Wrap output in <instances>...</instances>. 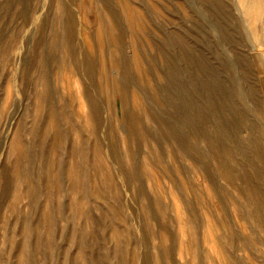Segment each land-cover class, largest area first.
<instances>
[{
	"label": "rangeland",
	"instance_id": "374dc122",
	"mask_svg": "<svg viewBox=\"0 0 264 264\" xmlns=\"http://www.w3.org/2000/svg\"><path fill=\"white\" fill-rule=\"evenodd\" d=\"M123 1L122 47L111 39L98 47L96 14L104 1L67 3L76 22L73 57L64 67L45 66L54 99L44 106L33 96L41 90L35 68L51 29L41 30V43L37 38L42 21L57 13V0H0V264H264V164L235 144L249 140V131L237 120L233 138H221L233 148L229 168L238 171L229 181L215 170L218 157L190 130L185 104L188 98L204 103L188 58L230 68V84L239 54L252 61L264 102V0ZM97 48L106 51L110 76L102 92L96 79L74 75ZM166 60L180 71L179 83L171 81V107L160 91ZM83 87L95 92L98 110L89 94L78 92ZM166 124L201 156L175 149ZM72 163L82 185H72ZM244 182L263 196L259 203L244 192ZM220 234L228 236L215 243ZM39 238L50 241V251L37 248Z\"/></svg>",
	"mask_w": 264,
	"mask_h": 264
},
{
	"label": "bare ground",
	"instance_id": "6f19581e",
	"mask_svg": "<svg viewBox=\"0 0 264 264\" xmlns=\"http://www.w3.org/2000/svg\"><path fill=\"white\" fill-rule=\"evenodd\" d=\"M74 1L76 0H57V3H58L57 13L49 14L39 26V35L37 38L38 44L41 43L42 41L41 30L45 29L46 27H49L51 29L50 37L47 39V44H46L47 47H45V50L39 51L38 57H37L36 68H35V72H37L38 79L41 82V90H38V91L34 90L35 92H33L34 94L33 96L37 99V101L40 104L44 106L46 105L50 106L51 99L52 98L54 99L53 94L49 90V80H48L49 78H48V72L45 70V66L54 62L55 66H59L61 63L64 67L65 63L71 62V59L73 57L72 44H73V41L76 35V22H75V17L72 11L68 8L67 3L68 2L74 3ZM102 1H104L105 4L102 6V8L98 10V13L96 14V23H97L96 28L98 27L97 29L98 47H102V45L106 44V42H108L109 39L118 41L119 46L117 47H122V33L124 31L123 20H125V17H126L123 13L124 11H122L124 9V8L122 9V5L124 7V1L123 0H102ZM79 29H77V31ZM91 45L89 47H94ZM88 49L87 51H89ZM77 56H79V54H77ZM90 56H91V51H90ZM184 56H186L185 53H184ZM105 57H106V51L101 50V48H97V50H94V53H92L90 61H87L84 58L81 59V63H82L81 67L78 69L76 68L74 75H79L82 72L83 75L87 79L91 81H94V79H96L97 80L96 91L99 90L100 92H102L104 88L107 86L108 81H110V76L108 74V67H107ZM185 58L187 59V56ZM65 59H66V62H65ZM188 59H189L190 64L193 65L196 71V74L193 78L192 83L193 85H196V86L198 84V86L200 87V89L198 90L203 95L202 99L204 100V103L200 101L198 102L197 100H195V98H192V99L188 98V100L185 103L187 104V108L189 110L188 117H186L187 118L186 122L188 126L190 127V130L194 133V135L199 137L211 149L210 154H214L219 158V160L218 158L217 160L215 158V160L218 161V165H217V168L215 167V170H218L217 172H219V175H221L223 178L229 181H233V179L236 178L237 173H238V171L235 172L234 170H232L231 169L232 167L229 168V165H228V162H229L228 160L231 158L230 157L231 154L234 153L232 150L233 148L232 146L231 148L229 146L226 147L225 146L226 144L222 143L221 138L226 137L228 139L230 136H232L233 138V134L236 132V129L238 128L236 124L237 120L240 121L242 127L248 129L249 131L248 135H250L249 140H246V142L235 143L240 147L241 155L242 154H244L243 156L248 155L247 156L248 158L250 157L249 155H251L252 156L251 160L257 163V165L264 164V143H263L264 140L261 137L262 136L261 132L264 133V126H263L264 125V110L262 109V107L264 106V102H262V99H261L262 95H260L262 93L261 88L258 87L257 81L255 79V75L253 72L254 69L251 65L252 61L249 60L247 56L244 54L238 55L239 63L237 65H233L234 69L237 70V75L233 77L234 78L233 83L234 84L236 83L238 85L237 91H235L233 90L234 87H232V85L234 84L232 82L230 84L227 83V80L225 79L226 78L225 74L230 71V68L228 67L220 68L219 67V70H218L217 68H215L214 66L210 64L207 58L202 57V56H194ZM167 60H166V70L164 72L167 75V78L165 81L166 83H164L160 87V91L162 95L164 94L163 96H168L169 102H167L168 103L167 106L171 107L173 96H174V93L170 87L171 81L172 80L174 81L177 80V82L179 81L180 71L176 69L175 67L174 69L172 65L170 66L169 61ZM110 64H113V63L110 61ZM119 67L121 68L122 72L125 75L129 74L124 60H120ZM174 75H176V77H174ZM78 92L89 94L92 110L96 111L99 109L98 107L100 103L94 97L95 92H93L88 87L87 88L83 87V89H79ZM239 99L241 100L240 102H242V106L241 104L239 105L238 103ZM247 103H250V104L247 105ZM191 107H193V109ZM174 110L176 111L177 114H180V111H181L180 105L179 106L176 105ZM55 118L56 117L54 116V114H50L49 119L51 123L56 124ZM95 123H97V121ZM159 123L162 124L163 121L159 119ZM165 126L173 142V146L175 149L179 150L180 148V149H183L185 152H188L190 155H195L196 157L201 156V154L199 156L197 153H195L196 151L194 152L193 147H195V145L187 141L183 137V135L178 131L175 125L166 124ZM37 127L38 126H36V128ZM58 135L59 133L58 134L55 133V138H57ZM232 138L230 137V139ZM43 139H45V136H43ZM235 140L239 141L240 139L236 138ZM234 142L235 141H233V143ZM80 147L82 150L79 149V151L84 152V149L85 147H87V145L84 142H82ZM76 151H77L76 147L71 148L72 154L75 153ZM199 153H202V152H199ZM18 156L20 155L18 154ZM115 156L117 155L115 154ZM242 159H246V157ZM28 160L30 161V159ZM235 162L233 161V163ZM248 162H250V160ZM251 162L249 164H251ZM94 167H95V170L97 169L99 172L103 170V167L102 165H100V163L94 164ZM215 170H214V173H215ZM256 171L258 172L259 169ZM68 173H69L68 176L70 177L72 181V185H75V186H77V184L82 185L83 177L80 173V168L77 164H74V163L70 164L68 166ZM258 174H260V176L262 175V173H258ZM239 175L244 176L242 171L239 173ZM256 177L257 176H255V178ZM257 179L258 178H256V180ZM245 184L246 185L243 188L244 192L249 193L250 199H252L251 201H254L255 203H259L258 198L261 195L258 197V193L256 195L254 187L249 186L250 184L249 185L247 183ZM59 186H60V183H59ZM255 188H256V185H255ZM257 191L259 192L258 189ZM262 199L264 200V198ZM257 210L258 209H256V211ZM258 213H260L259 210H258ZM254 215H255V212L253 216ZM47 216L50 218V222L53 223L52 221L53 218L50 215V213L47 212ZM49 228L51 230V228H53V224H50ZM225 236H223V234H220L218 236L216 235L215 239H217V241H215L214 239L215 243H218V242L220 243V241L224 238H227L228 235L226 237ZM39 239L37 240L38 243L36 244L37 248L50 251L51 249L50 241H48L47 239H40V240ZM228 254L230 255L229 252Z\"/></svg>",
	"mask_w": 264,
	"mask_h": 264
}]
</instances>
